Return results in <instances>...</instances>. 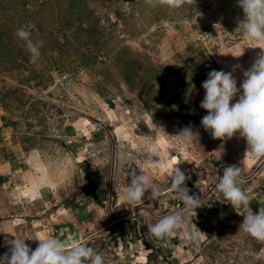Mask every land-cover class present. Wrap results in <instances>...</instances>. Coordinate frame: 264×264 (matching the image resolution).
<instances>
[{
	"label": "rangeland",
	"instance_id": "obj_1",
	"mask_svg": "<svg viewBox=\"0 0 264 264\" xmlns=\"http://www.w3.org/2000/svg\"><path fill=\"white\" fill-rule=\"evenodd\" d=\"M243 15L237 0L173 10L144 0H0V257L14 237L34 251L39 234L91 247L105 264H264V242L240 230L243 216L214 188L225 167L239 166L258 212L264 158L245 157L238 135L215 140L201 125L208 73L240 65L239 87L261 52L238 28ZM28 25L43 42L36 63L16 37ZM186 127L198 136L182 143ZM176 166L204 206L185 211L165 243L148 225L184 208L170 189ZM139 168L161 194L129 207L120 193Z\"/></svg>",
	"mask_w": 264,
	"mask_h": 264
},
{
	"label": "clouds",
	"instance_id": "obj_2",
	"mask_svg": "<svg viewBox=\"0 0 264 264\" xmlns=\"http://www.w3.org/2000/svg\"><path fill=\"white\" fill-rule=\"evenodd\" d=\"M144 2L152 8L166 7L173 10L180 9L194 0H144ZM237 3L244 14L238 28L242 26L243 36L256 44V48L261 52L251 68L243 71L244 78L239 87L233 72L239 69L240 65H235L230 72L213 70L208 73L207 79L202 83L205 95L200 107L206 110L207 115L202 118L201 125L215 140L226 141L238 135L247 143L245 157L258 160L264 158V0H237ZM31 27L28 25L19 28L16 37L24 43L30 54V61L36 63L40 59L43 42L32 39L29 30ZM172 108L178 110L177 105H173ZM197 136L198 134L190 127L184 128L176 135L182 143L190 142ZM139 169L140 175L133 170L130 185L120 193L121 199L129 207L143 204L145 193L149 190L151 200L159 199L161 194L160 188L153 183L150 176ZM185 180V174L178 166L171 170L170 189L182 200L184 208L148 225L149 238L166 243L187 223L185 211L189 214L194 212L196 216L195 210L204 206V200L189 195ZM244 183L242 169L233 165L224 168L223 175L217 178L214 188L216 192L222 194L223 199L237 215L243 216L240 230L264 242V206H260L258 212L252 211L249 196L242 187ZM195 229L198 230L196 227ZM201 233L200 230L193 231L192 238L198 239ZM33 240L38 241L34 251L24 239L14 237L8 240L10 253L0 257V264H105L103 253L84 244L73 243L70 249H66L61 240L53 236L41 237L39 234Z\"/></svg>",
	"mask_w": 264,
	"mask_h": 264
},
{
	"label": "trees",
	"instance_id": "obj_3",
	"mask_svg": "<svg viewBox=\"0 0 264 264\" xmlns=\"http://www.w3.org/2000/svg\"><path fill=\"white\" fill-rule=\"evenodd\" d=\"M95 198H96L97 203H100L101 202V200L97 196H95Z\"/></svg>",
	"mask_w": 264,
	"mask_h": 264
}]
</instances>
